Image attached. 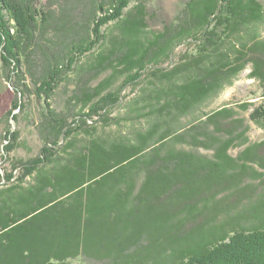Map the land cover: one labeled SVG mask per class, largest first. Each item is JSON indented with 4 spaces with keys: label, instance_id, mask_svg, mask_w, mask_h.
<instances>
[{
    "label": "trees",
    "instance_id": "16d2710c",
    "mask_svg": "<svg viewBox=\"0 0 264 264\" xmlns=\"http://www.w3.org/2000/svg\"><path fill=\"white\" fill-rule=\"evenodd\" d=\"M150 2L0 0L8 116L30 117L36 99L42 143L0 174V264H264V140L234 159L247 128L232 108L186 121L250 65L263 102L249 118L264 129V3L188 0L151 31ZM3 141L8 156L19 133Z\"/></svg>",
    "mask_w": 264,
    "mask_h": 264
},
{
    "label": "rangeland",
    "instance_id": "374dc122",
    "mask_svg": "<svg viewBox=\"0 0 264 264\" xmlns=\"http://www.w3.org/2000/svg\"><path fill=\"white\" fill-rule=\"evenodd\" d=\"M188 0H151L148 5V13L150 15V21L148 23L149 29L151 31L161 30L162 27L171 21L181 12L185 3ZM264 3V0H260ZM44 0H40V4H42ZM79 6V5H78ZM67 8L65 14L70 18V22L72 24H76L80 22V13L81 8L74 7ZM80 24V23H79ZM76 31V32H75ZM73 33L81 34V29L77 32V30H73ZM262 37H264V28L262 29ZM74 37V35L69 36ZM194 45H181L177 49H175L174 53L171 57V63H175L178 60V56L181 54L188 52H194ZM251 66L248 65L240 74L233 80L232 84L229 86H225L219 94L205 102L199 112H197L194 117L186 118V121H190L195 119L198 115L211 113V111H215L217 109H221L222 107L232 108L235 112V118L243 120V126L247 128L246 131V140L247 143L242 146H234L227 152L230 157L237 158L239 154L248 146L252 144H257L264 140V129H262L259 125L255 124L250 120L249 115L254 107L260 105L262 101V89L257 80L250 78ZM109 75V72L105 73L100 77V79L106 78ZM73 77V76H72ZM31 86V84H30ZM66 87V91L64 87H61L53 96L51 100L52 107L57 111L62 110L64 107L65 100L67 96L65 93L70 96V89H72L73 85H68ZM10 83L6 82L3 78V72L0 67V174L11 171V163L22 159L26 160L34 157L40 147L41 141L38 136V132L36 129V125L39 120V110L40 107L36 99L29 100L28 112L30 117H26L24 113L18 114L17 122H14L9 116L8 113L11 111L13 115L17 114V111H12V105L14 101V93L11 89ZM68 88V89H67ZM138 91V88L131 90L128 87L122 95L126 96V99H129ZM126 101V100H125ZM124 101V102H125ZM123 104V103H122ZM248 105V108L244 111L240 107ZM123 107H115L114 114L118 112H122ZM138 125H136L137 127ZM130 125L125 126V129H129ZM8 129L17 131L19 133V147L8 156H5L3 147L4 144L3 138L6 135V131ZM236 144H242L237 142ZM199 153L211 158L213 152L205 151L199 149ZM262 156H264V148L262 149ZM3 157V158H2ZM264 158V157H263ZM5 170V171H4ZM258 172L263 174L264 179V169L258 170ZM15 175H18L17 171L13 172ZM254 185L258 184V181L253 183ZM255 199L264 198V182L263 184L258 186L254 194Z\"/></svg>",
    "mask_w": 264,
    "mask_h": 264
}]
</instances>
